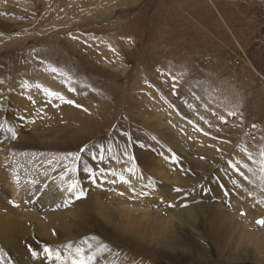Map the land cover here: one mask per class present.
Instances as JSON below:
<instances>
[{
  "label": "rangeland",
  "instance_id": "374dc122",
  "mask_svg": "<svg viewBox=\"0 0 264 264\" xmlns=\"http://www.w3.org/2000/svg\"><path fill=\"white\" fill-rule=\"evenodd\" d=\"M0 125V264H264V0H0Z\"/></svg>",
  "mask_w": 264,
  "mask_h": 264
},
{
  "label": "bare ground",
  "instance_id": "6f19581e",
  "mask_svg": "<svg viewBox=\"0 0 264 264\" xmlns=\"http://www.w3.org/2000/svg\"><path fill=\"white\" fill-rule=\"evenodd\" d=\"M243 79V78H242ZM256 96V95H255ZM260 99V98H259ZM27 105V107H30L29 106V104L27 103L26 104ZM253 107V106H252ZM260 110H261V108H260ZM158 119H160L159 117H157ZM161 120V119H160ZM176 126H179L178 124L176 125ZM179 127H181V125L179 126ZM183 128V127H182ZM160 129H162V128H160ZM184 129H186V128H184ZM188 129V128H187ZM186 129V131H188ZM169 131V130H168ZM192 132V131H191ZM190 132V133H191ZM163 134V133H162ZM169 134V133H168ZM193 135V134H192ZM177 136V135H176ZM169 137H170V139H171V141L173 142V139H174V136H171V134H169ZM178 137V136H177ZM185 137V136H184ZM180 139V138H179ZM183 139V138H182ZM185 139V138H184ZM187 139V138H186ZM192 139V138H191ZM177 140V139H176ZM170 143H171V141L170 140H168ZM191 141V140H190ZM178 142V141H177ZM205 143H207V142H205ZM176 144V143H175ZM197 144V143H196ZM176 145H178V144H176ZM190 145V144H189ZM192 145H194V144H192ZM198 145H200V143H198ZM197 145V146H198ZM201 147V146H200ZM200 147L199 148H193V150H194V152L196 153V154H198V155H207L208 157H209V159L211 158V157H213V154H212V150H211V148H207V146H205V144L202 146V148L200 149ZM181 150L180 151H182L183 150V148L180 146L179 147ZM177 149H178V147H177ZM187 150V149H186ZM192 149H190V151H191ZM188 151V150H187ZM186 151V152H187ZM184 152H185V148H184ZM189 152V151H188ZM192 152V151H191ZM184 154V153H183ZM194 154V153H193ZM190 155V154H189ZM195 155V154H194ZM198 158V157H197ZM143 159V158H142ZM140 160V159H139ZM212 160V159H211ZM3 161V159H1L0 158V162H2ZM142 161V160H141ZM213 161V160H212ZM143 162L145 163V164H147V165H150V166H153L154 164H156L153 160H143ZM146 166V165H145ZM155 166V165H154ZM158 168L160 167V166H157ZM0 168H2L1 167V165H0ZM161 168V167H160ZM161 169H163V168H161ZM8 170V169H7ZM165 171V170H164ZM167 174V173H166ZM165 174V175H166ZM0 175H3V172L0 170ZM163 175V174H162ZM2 177V176H1ZM165 178V177H164ZM163 178V179H164ZM3 179V178H2ZM131 180H133V179H131ZM167 181V180H166ZM126 183H128V182H126ZM142 182H140V181H135V180H133L130 184L128 183L127 185H128V188H129V186L131 185V186H133V187H135V188H133L132 189V195H130V196H135L136 194H138V191H139V189H138V187H139V184H141ZM138 185V186H137ZM143 187V186H142ZM141 187V188H142ZM140 188V187H139ZM140 188V189H141ZM124 189H127V187H124ZM137 190V191H136ZM149 192V191H148ZM142 194V193H141ZM147 195H148V193H147ZM150 197V196H149ZM68 199V198H67ZM155 199V198H154ZM129 201H130V199H128ZM149 200V199H148ZM152 201V200H151ZM229 201V200H228ZM93 203H95L94 205H91L90 207H89V209H90V212H93L95 209H98V208H103V209H105V207H98V205L96 204V202H93ZM68 206L69 205H67V206H65V208L67 207L68 208ZM82 208H84V207H82ZM215 209H217V211L216 212H214L215 214H212L211 215V218H212V220L216 223V224H218L219 223V225L221 224L222 226H223V221H221V220H225V222H226V225H225V227H226V229H227V223H233L232 221H236L237 219L234 217L235 215H232L231 214V212L229 213L226 209H224V208H222V206L221 205H215V207H214ZM241 208V207H240ZM89 209L88 210H86V208L83 210V209H80V210H77V211H75V212H72V211H67L66 213H60V215H54V216H51L50 217V219H52L54 222H57V223H61V222H63V227L64 228H66V230H67V227L69 226L67 223H66V216L68 215V216H72V217H76V218H79V219H85L88 215H89ZM238 209V208H237ZM129 210V209H128ZM134 210H136V209H134ZM239 211H240V209H238ZM63 212V211H62ZM65 212V211H64ZM133 212H131V214H132ZM166 214V215H169V217L168 218H171V216H170V214L171 213H169L168 211H160V214ZM233 213V212H232ZM134 214V213H133ZM99 216H101V214H100V212H99ZM101 217H103V216H101ZM248 218H249V216H247ZM24 219H25V221H27V222H29L28 224H29V226H31V227H33V228H35V230H37V232L40 234V235H42V234H45V235H47V232H48V224H47V226H44L45 225V223L43 224V222H41L38 218H36V215H34L33 213L31 214V215H27L25 218L24 217H22V218H20V219H18V221H23L24 222ZM251 219V218H250ZM256 219V218H255ZM249 220V219H248ZM17 221V220H16ZM10 222H12V221H5L4 223V225L5 226H3V225H0V240L1 241H6V239H5V237H6V235L7 234H11V233H14V234H18V235H23L24 233H25V228H24V231H22L21 230V228L20 227H18V228H15V229H8L7 227H6V224L7 225H9L8 223H10ZM237 222H239L240 223V220H238V221H236V223ZM25 223V222H24ZM134 223V222H133ZM134 224H136V223H134ZM213 224V223H212ZM234 224H235V222H234ZM243 225H244V223H243ZM26 226V225H25ZM151 226H153V225H151ZM150 226V227H151ZM216 226V225H215ZM232 226V225H231ZM237 226V225H236ZM245 226V225H244ZM115 227V226H114ZM229 227V226H228ZM218 228V227H217ZM75 229L77 230L78 229V227H75ZM120 229V228H119ZM128 229V228H127ZM50 230V229H49ZM220 230H222V229H220ZM238 230H239V228H238ZM140 231H141V229H138V227L137 226H135V227H130V232H131V235L133 236V237H135V238H139V240L140 239H146L145 238V236H143V235H141V233H140ZM153 231V230H152ZM223 231V230H222ZM228 231V230H227ZM154 232V231H153ZM159 232V231H158ZM242 232H244V231H242ZM163 233V232H162ZM26 234V233H25ZM48 234H49V232H48ZM157 234V233H156ZM242 235V234H241ZM246 235V234H245ZM244 235V236H245ZM249 235V234H248ZM251 235V234H250ZM252 236V235H251ZM250 236V237H251ZM159 237H161V236H159ZM248 237V236H247ZM252 238V237H251ZM158 239V244L159 245H162L163 247H166L167 245H169L171 242H168V241H166L165 240V238H162V239H160L159 240V238H157ZM151 241V240H150ZM154 241V240H153ZM7 242V241H6ZM154 243H155V241H154Z\"/></svg>",
  "mask_w": 264,
  "mask_h": 264
},
{
  "label": "snow or ice",
  "instance_id": "6c2138e0",
  "mask_svg": "<svg viewBox=\"0 0 264 264\" xmlns=\"http://www.w3.org/2000/svg\"><path fill=\"white\" fill-rule=\"evenodd\" d=\"M53 71H55V69H53ZM66 102L69 103V104H75V102L71 101V100L66 101ZM76 106L77 107H81L80 105H76ZM0 127H2V125H0ZM13 138H15V136H13ZM82 151H83V149H82ZM262 155H264V153H262ZM76 158L77 159L79 158L78 155L76 156ZM101 171H103V169H101ZM174 190L176 192H181L182 191V189H180V188H176ZM241 215H244V213H241ZM256 223L258 225L264 226V218L257 220ZM53 235H55V232H53ZM71 246H72L71 242H69L68 247L71 248ZM89 247H91V245H89ZM43 251L45 253H47L49 259L52 258V250L49 247L45 246ZM76 251H77V254L79 255V259H74L72 264H86V259H85L84 255H83V250L82 249H77ZM29 252L32 254V256L34 258L38 255V253L34 249H32L31 246H29ZM56 259H60L59 255L56 256ZM88 259H91V257H88Z\"/></svg>",
  "mask_w": 264,
  "mask_h": 264
}]
</instances>
